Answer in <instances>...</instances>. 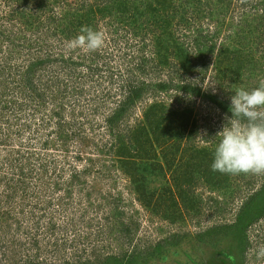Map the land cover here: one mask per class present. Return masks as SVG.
<instances>
[{
    "label": "rangeland",
    "instance_id": "rangeland-1",
    "mask_svg": "<svg viewBox=\"0 0 264 264\" xmlns=\"http://www.w3.org/2000/svg\"><path fill=\"white\" fill-rule=\"evenodd\" d=\"M189 6L191 28L183 33L140 19L131 28L100 29L104 44L91 51L70 49L55 34L48 39L45 28L22 27L23 35L37 33L36 57L50 48L72 60L67 68L37 67L36 95L21 96L20 123L0 134V264H264V215L244 234L225 235L245 200L264 186V173L211 169L232 92L264 80V0H225L221 14L205 0ZM203 7L213 14L191 12ZM180 36L185 59L170 44ZM2 50L0 59L16 57ZM10 76L6 92L15 84ZM180 84L196 86L200 96L180 91ZM132 87L140 95L110 124ZM6 94L0 101L16 99ZM150 109L166 125L171 114L170 167L162 149L157 157L117 153L118 139L147 125ZM190 167L211 171L212 180H205L208 172L191 175ZM182 177L184 199L176 196L172 208L168 191Z\"/></svg>",
    "mask_w": 264,
    "mask_h": 264
},
{
    "label": "trees",
    "instance_id": "trees-1",
    "mask_svg": "<svg viewBox=\"0 0 264 264\" xmlns=\"http://www.w3.org/2000/svg\"><path fill=\"white\" fill-rule=\"evenodd\" d=\"M100 1L101 0H0V52L7 53L2 50L6 48H9V53L14 50L16 52V57L15 53L14 55L11 53L10 56L3 55L2 59H0V99L3 98L4 95L7 96L6 93H9L11 96L13 94L17 95L16 99L13 98L4 102L0 101V134H4V131H6L5 129H12L15 123H20L18 114H21L22 112V102H20L21 96L25 94L27 96L26 98L30 101L31 98L36 95L34 87L37 85L34 83L33 75L35 74L37 67H48V70L51 69L52 63H60L67 68L69 62L72 60L70 56L62 54L59 50L55 53L49 51L50 48L47 50L45 49L43 52L39 53L38 57H36L35 50L38 49V45L35 39L31 40V37L33 34L37 33L33 32L32 35L28 36L26 34L23 35V26H26L29 29H34L35 27H38L37 29L45 28L47 36H49V34H55L59 37L58 39L60 41L64 42H68L78 35L82 26H91L96 30L106 29L109 31V28L117 31L136 26L140 19L145 21L153 20L154 26L156 28L159 26L162 32L164 30L169 31L170 29H174L178 33H183V31H187L191 28L188 26L190 24V17L188 15V9L190 8L189 5L199 0H188L184 4L179 0H105L99 5ZM224 2L225 0H205V6L209 5V3L212 5L214 4V11L219 14ZM29 7L31 8V11H28ZM39 10L41 16L38 18L37 12ZM192 11L197 12L196 16L200 14L210 16L213 14L210 10H207L204 7L202 10L199 8L191 10V12ZM25 12L26 14H29V19L27 20H23L22 18ZM190 15L192 16V14ZM103 33L106 34V32ZM133 35L138 38L137 33H134ZM180 37L170 40V44L178 51L177 54L179 53L183 56L184 52L182 50V44L184 45V42L181 41L183 36ZM136 38L134 37V40H136ZM22 39L24 40L22 41ZM48 39H50V36ZM139 40L143 45L148 46V44L144 43L145 40L142 37L139 38ZM150 43L151 42H149V44ZM205 43L207 42L203 40V42H198L196 46L202 48ZM156 44L159 45V43ZM159 46H162V44ZM24 53H26L27 56H22ZM51 54L56 55L55 59L52 61L49 60ZM224 54L228 55V51H225ZM82 61L83 60H80L77 64H81ZM3 63H5V65H3ZM25 64L26 71L24 72L22 65L25 66ZM188 65L192 71L197 68V64L191 59V56ZM7 69L10 70L7 71ZM9 76V82L15 80V84L9 87V92L8 89L6 92L5 89L8 86ZM1 84L3 86H1ZM23 85L24 87H22ZM159 87L164 89L162 84H160ZM23 88H25L24 90H26L27 93H25L24 90H21ZM176 88H179L180 91L187 94L190 93L191 95L200 96V89L196 86L180 84V86H177ZM141 90V88L135 87L129 89L127 100L121 102L114 110H112L111 117H109L110 124L124 116L127 102L133 104V99L140 95ZM54 97L55 95L53 98ZM61 106L63 105H60V110ZM226 109L228 112L229 107ZM52 112H54V118L60 120V113L58 111ZM157 114V111L155 112L152 109L148 110L145 113L144 118L147 125L141 124L138 129H136V132L126 135L125 139H118L120 145L117 147V153L120 154L122 158L126 155L140 158L149 156L157 157V150L162 149L163 160L166 166L170 167L173 159V152H166L165 147L172 136L170 135L172 129L169 128L171 124V114L167 117L169 120L167 125ZM160 114L164 115V112H161ZM27 125H29V123H27ZM63 127L65 128L66 126ZM149 131L151 132L150 136H152V138L147 135V133L150 134ZM189 169L191 175L196 171L198 174H202L201 177L203 178L206 176V172H208L205 180L207 182L212 180L211 175L213 174L211 171H206L201 168L194 169L191 167ZM183 183H187L183 177L179 182L175 183L178 195L176 194V190L168 191L170 196L169 201L172 203V208L176 205V196L179 197L180 200L184 199V195H182L183 191L180 186ZM186 200L187 199L184 201ZM142 202L145 205L148 204V201L145 199H143ZM263 215L264 186L245 200L234 223L227 227L228 230L226 231V227L220 226V232L223 234L226 231V235L229 231L234 230L236 232L238 230L244 234L251 222L258 220Z\"/></svg>",
    "mask_w": 264,
    "mask_h": 264
},
{
    "label": "clouds",
    "instance_id": "clouds-1",
    "mask_svg": "<svg viewBox=\"0 0 264 264\" xmlns=\"http://www.w3.org/2000/svg\"><path fill=\"white\" fill-rule=\"evenodd\" d=\"M102 31L82 26L68 41L70 49L96 50L103 46ZM230 115H225L215 143L211 169L222 174L264 173V80L248 90L236 88L230 96Z\"/></svg>",
    "mask_w": 264,
    "mask_h": 264
}]
</instances>
